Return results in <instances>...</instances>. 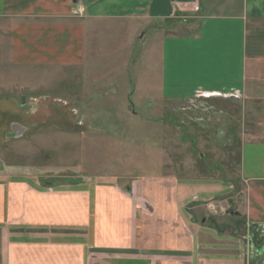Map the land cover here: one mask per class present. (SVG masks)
Here are the masks:
<instances>
[{"label": "crops", "instance_id": "obj_1", "mask_svg": "<svg viewBox=\"0 0 264 264\" xmlns=\"http://www.w3.org/2000/svg\"><path fill=\"white\" fill-rule=\"evenodd\" d=\"M216 1L203 0L198 37L163 38V90L172 97L201 92L233 101L251 119L253 129L241 135L239 165L244 224L236 226L247 228L244 251L228 253L239 247L220 242L228 239L223 226H211L215 235L196 226L193 210L203 211V204L191 207L192 197L173 179L12 176L0 179V264H199L203 248L216 250L208 256L215 261L253 260L264 243H253V232L264 227V0ZM197 2L0 0V25L8 28L0 34L9 39L14 66H72L84 58L85 25L143 28Z\"/></svg>", "mask_w": 264, "mask_h": 264}, {"label": "rangeland", "instance_id": "obj_2", "mask_svg": "<svg viewBox=\"0 0 264 264\" xmlns=\"http://www.w3.org/2000/svg\"><path fill=\"white\" fill-rule=\"evenodd\" d=\"M202 20L198 0L190 11L143 28L85 25L83 61L63 67L14 66L9 39L0 34V179H173L192 197L191 207L203 204V211L193 210L196 226H223L228 239L220 242L238 245L228 253L239 256L247 229L236 226L244 224L241 135L253 129L251 119L233 101L201 92L172 97L163 90V38H196ZM1 31L8 28L0 25ZM263 234L253 232V243ZM215 241L210 237L207 244ZM199 254V264H235L208 258L215 249ZM254 255L249 264H264V243Z\"/></svg>", "mask_w": 264, "mask_h": 264}, {"label": "water", "instance_id": "obj_3", "mask_svg": "<svg viewBox=\"0 0 264 264\" xmlns=\"http://www.w3.org/2000/svg\"><path fill=\"white\" fill-rule=\"evenodd\" d=\"M24 103V98L22 97L21 98V104H23ZM9 136H11V137H17V136H15L14 134H11V135H9Z\"/></svg>", "mask_w": 264, "mask_h": 264}, {"label": "flooded vegetation", "instance_id": "obj_4", "mask_svg": "<svg viewBox=\"0 0 264 264\" xmlns=\"http://www.w3.org/2000/svg\"><path fill=\"white\" fill-rule=\"evenodd\" d=\"M263 230H264V227H263Z\"/></svg>", "mask_w": 264, "mask_h": 264}]
</instances>
